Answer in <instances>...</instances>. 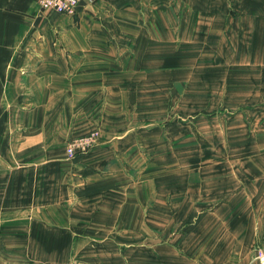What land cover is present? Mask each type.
I'll use <instances>...</instances> for the list:
<instances>
[{"label":"rangeland","instance_id":"1","mask_svg":"<svg viewBox=\"0 0 264 264\" xmlns=\"http://www.w3.org/2000/svg\"><path fill=\"white\" fill-rule=\"evenodd\" d=\"M31 1L32 36L0 43L15 51L0 59V264H89L142 246L210 261L217 243L194 241L201 215L230 206L232 150L257 133L246 116L264 114V67L244 57L237 12L81 0L67 15ZM83 48L103 50L93 70ZM131 225L169 231L136 243L121 233ZM251 231L233 264H257L264 243Z\"/></svg>","mask_w":264,"mask_h":264},{"label":"crops","instance_id":"2","mask_svg":"<svg viewBox=\"0 0 264 264\" xmlns=\"http://www.w3.org/2000/svg\"><path fill=\"white\" fill-rule=\"evenodd\" d=\"M199 1L201 5H204L203 0ZM32 5L33 2L31 0H0V43L27 41L32 36ZM89 5H106V0H94ZM205 5H218V8H220L219 5H232V11L237 12L236 16H232V19L233 21L238 20V41L249 43L250 46L247 56L244 57L256 56L260 59L259 63H261V66L264 67V0H205ZM92 38L97 37L92 36ZM77 43L80 44V38ZM251 43L256 44L252 45ZM8 46L12 45L8 44ZM84 49L86 48H83L87 55L86 60H89L87 68H92L93 70L97 61L92 59L96 57L98 60H102L101 58H104L102 56L104 54L103 50L95 52L89 48L87 51ZM10 53L15 57V51L0 49V59L10 58ZM11 72L14 73V71ZM13 84L12 87L16 88ZM237 118L240 120V116ZM246 118L251 124L255 123L252 125L254 128L248 124L246 132L248 133L251 129L257 131V133L248 140L247 145L240 144V146L234 147L235 149L232 150L234 155L232 156V165L230 167L231 198L229 197L227 200L230 202V206L228 205L224 209L221 208V205H216L214 210L205 211L204 215L201 216L206 218V224L201 225L199 231L196 232V234L200 235L199 239L194 240L192 238L191 240H198L201 242L200 248L205 247L208 250L209 245L213 246L216 242L219 247V254L217 249L213 250L211 248L208 256L211 260L206 262L193 255L196 259L195 264H233L230 262L233 249L238 248L241 244L242 247L248 246L251 242V228L257 225L261 231L262 242L264 243V114L262 117L254 118L253 120L250 119L249 115ZM261 123H263L262 130H260ZM247 133L244 136L246 139L249 137ZM219 196L217 194L216 202L225 200ZM171 212L173 211H168V213ZM159 213L153 214L151 212L150 217H158ZM143 216L144 214L137 213L135 217ZM230 230L232 231L230 232ZM168 231L169 229L165 227L160 229V227L155 225L146 227L143 225H131L124 226L121 233H124L126 240L142 243L146 237L144 236L145 234L151 236ZM128 234L133 236H128ZM255 241L256 239L254 238L252 242L255 243ZM106 246L111 250L121 248L113 243L106 244ZM260 247H264V245ZM139 249L141 251L139 253L135 252V256L127 253V257H118V254L111 253L112 256L110 258L106 254L103 259L89 258L88 262L89 264H108V262L110 264H177L175 251L171 253V257L167 255L166 258L165 252H159L160 249L158 247H156L157 252H159L158 256L156 255L157 252H151L154 251V247L142 246ZM143 249H150V251L145 252ZM181 262V264L189 263L188 258L182 259Z\"/></svg>","mask_w":264,"mask_h":264},{"label":"built area","instance_id":"3","mask_svg":"<svg viewBox=\"0 0 264 264\" xmlns=\"http://www.w3.org/2000/svg\"><path fill=\"white\" fill-rule=\"evenodd\" d=\"M37 2L44 9H54L60 13L74 15L81 0H37ZM255 261L257 264H264V247L256 250Z\"/></svg>","mask_w":264,"mask_h":264},{"label":"bare ground","instance_id":"4","mask_svg":"<svg viewBox=\"0 0 264 264\" xmlns=\"http://www.w3.org/2000/svg\"><path fill=\"white\" fill-rule=\"evenodd\" d=\"M193 26V25H192ZM192 49V48H191ZM142 60V59H141ZM152 71V70H151ZM262 81V80H261ZM163 88V87H162Z\"/></svg>","mask_w":264,"mask_h":264}]
</instances>
